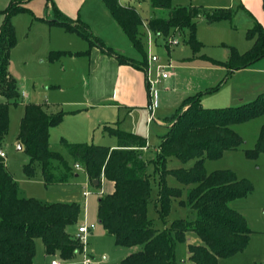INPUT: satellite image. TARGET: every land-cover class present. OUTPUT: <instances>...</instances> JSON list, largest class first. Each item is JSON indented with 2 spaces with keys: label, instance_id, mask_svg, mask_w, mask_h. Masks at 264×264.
<instances>
[{
  "label": "trees",
  "instance_id": "obj_1",
  "mask_svg": "<svg viewBox=\"0 0 264 264\" xmlns=\"http://www.w3.org/2000/svg\"><path fill=\"white\" fill-rule=\"evenodd\" d=\"M21 0L11 1L2 12L0 26V145L9 127V106L19 102V84L9 68L11 50L16 45V31L11 22L12 14L27 9ZM113 17L132 41L143 51V58H129L104 45L87 23L70 19L58 12L50 23L62 25L75 32L91 46L98 45L122 62L144 67L147 55L143 50L144 20L135 7L124 5L120 0H102ZM153 8L167 9L166 15H154L147 26L159 36L184 33V41L197 52L202 43L197 39V20L204 17L212 23L220 19L233 20L236 9L232 7L209 8L199 5H174L172 0H150ZM51 7L55 4L52 0ZM264 4V0H263ZM247 37L254 39L245 52L229 48L226 65L229 70L246 67L264 57V24L257 21L247 30ZM66 50H53L50 59L57 60ZM87 51H77L76 54ZM220 85V84H219ZM212 87L209 91L219 87ZM187 96L171 115L166 117V132L161 136L151 159L144 151L148 147L145 136L128 132L119 127L105 125L107 134L116 136L118 145L70 142L62 139L72 163L50 145V129L58 125L67 110H49L43 102H28L20 121L19 140L29 161L24 170L34 175L39 164L46 186L67 182L77 171L79 163L90 183L99 190L97 216L105 231L113 235L122 246L143 245L138 251L127 254L121 264H176V243L187 241L188 233L194 232L199 242L188 243L189 261L194 264H219L220 258H228L246 249L253 232L246 217L230 205L233 199L244 197L253 191L254 185L246 177H239L228 168L208 172L205 160L219 158L226 150L241 147L245 140L232 127L234 122L248 120L264 113V91L253 100L238 106L205 107L201 94ZM264 151V123L253 148L246 149L250 157ZM176 156L186 161L195 158L190 167H167V159ZM152 161L158 175L160 215L166 217L172 201L180 199L196 211L195 219H174L170 226L158 229L148 217L151 199V181L148 163ZM172 173L188 186L185 199L182 190L166 182ZM105 178L114 183L111 192H102ZM95 181L98 183L95 184ZM81 205L77 201L43 202L36 197H20L18 187L5 160L0 156V264H31L35 255V240L40 237L46 255L57 254L63 261H70L82 252L83 243L67 227L78 221ZM255 264H264L258 262Z\"/></svg>",
  "mask_w": 264,
  "mask_h": 264
},
{
  "label": "rangeland",
  "instance_id": "obj_2",
  "mask_svg": "<svg viewBox=\"0 0 264 264\" xmlns=\"http://www.w3.org/2000/svg\"><path fill=\"white\" fill-rule=\"evenodd\" d=\"M11 1L13 0H0V26L4 20L2 10ZM52 1L54 2V0ZM98 1L100 2V0ZM120 1L124 4L133 5L143 19H148L154 15H166L168 11L163 8H153L150 0ZM20 2L27 9L16 12L11 16V22L14 24L16 31V45L11 50L9 65L11 73L19 84L20 91L24 90L28 95L24 97L21 93L19 102L9 106V127L2 142V149L5 150L7 155L3 159L16 181L20 197L33 196L47 203L53 201H77L80 203L81 210L78 221L67 227L69 232L76 235L79 224L85 221L92 222L93 220L97 222L96 228L87 234L84 243L86 253L94 258L92 264H121L125 255L140 250L143 245H118L114 236L108 234L101 223L97 221L99 190L90 183L85 171H78L79 176H73L67 182L48 186L43 181L42 171L38 163L35 165L34 175L29 177L25 173L24 165L29 161V156L23 145L19 147L21 143L19 140V127L25 112V104L28 102H50L52 104V102H57L61 99L83 97L84 94L80 76L79 82L72 79H70L72 81H69L71 71L72 75H75L77 71L80 72L79 66L69 57L64 62L65 65H62L63 60H60L61 62L51 60L49 57L50 49L53 46L70 49V45L76 47L81 43L87 44V42L75 32L68 31V33L62 25L50 23V20H53L55 15L51 11L49 0H21ZM92 2L94 0H85L84 7H82L83 10ZM172 3L177 5H199L209 8L232 7L237 9V0L235 2L233 0H172ZM240 16L235 15L233 21L220 19L212 23H208L203 16L199 18L196 36L202 45L197 52L184 41V33H177L175 36L180 40L179 44L170 45L168 46L169 48L165 46V36H159L153 32L151 34V43H149L146 33L143 39V50L148 58L150 54L155 53L160 58L159 63L167 65L165 69L169 75L173 76L175 90L192 89L191 94L203 92L200 99L205 107L238 106L253 100L260 92L264 91V71L258 70V67H264V61H261L263 57L246 67L235 70H229L225 63L229 57V48L231 46L237 48L239 52H245L254 42V39L247 37L248 28H244V20ZM125 38L127 42H130L127 37ZM128 47H130V43ZM131 49L135 57L143 58L142 50L133 46ZM156 73V64L150 63V77L154 76L155 78ZM159 84H156L155 89L157 91L153 93V98H151L153 109L152 118H150L151 122H147L145 119L143 120L141 115H137L139 111H133L129 115L126 114V116L121 113L119 118L120 126L115 121L114 123L106 124L117 126L121 129L126 123L128 127H133L129 124L135 123L134 127L136 128L131 130V132L141 134L147 138L151 145V149L146 152V157L149 159L153 157L155 148L161 142V136L166 132L164 126L165 124L167 125V122L164 120L166 119L164 115H171L181 105L180 102L169 108L166 98H160L162 86ZM218 85L217 89L209 91V89ZM158 91H160L159 98ZM256 91L259 92L252 96ZM0 99H3V97H0ZM154 101L155 106H153ZM63 107L67 109L70 106L63 105ZM263 123L264 113L248 120L234 122L232 127L244 138L245 143L237 149L226 150L229 152L225 153V151V154L223 153L219 158L206 159V170L210 172L222 168L232 169L239 177H246L252 181L255 193L264 195V151L257 157H250L246 153V149L255 146ZM56 127L53 126L50 129L51 148L59 151L71 164L73 162L72 158L65 146L60 142L59 129H56ZM104 127L105 125H97L88 135V140L84 142L104 145L116 143V136L107 134ZM195 160V158H192L183 161L176 156H171L167 159V167L170 169L177 167L187 168L192 166ZM154 168L153 162L150 161L148 163V174L152 191L148 204V217L152 220L154 226L158 229H164L170 226L171 222L177 218L195 219L196 211L191 209L188 204H181L179 198L172 201L170 212L166 217L160 215V205L157 202L159 196L158 175L155 173ZM107 181L105 178L102 180V189H100L103 193H106L104 188L108 183ZM166 182L168 185L181 188V198H186L188 186L180 182L172 173L167 175ZM84 189L90 190L87 199L85 198L86 203L83 200ZM190 242H199V238L194 232L188 233L187 241H177L175 251L176 264H194L188 259V243ZM35 246L36 251L31 264H51L53 258L61 260L57 254H45L44 244L40 237L36 238ZM252 254V248H250L243 255H237L233 259H222L221 264H234V261L237 264H241L240 260H243L244 263ZM83 255V252L78 253L70 261H64V264H82Z\"/></svg>",
  "mask_w": 264,
  "mask_h": 264
},
{
  "label": "crops",
  "instance_id": "obj_3",
  "mask_svg": "<svg viewBox=\"0 0 264 264\" xmlns=\"http://www.w3.org/2000/svg\"><path fill=\"white\" fill-rule=\"evenodd\" d=\"M235 1L236 0H233V2ZM84 3L85 0H54L55 7H51V2H49V5L52 8L51 11L54 15H58V12H61L63 15L69 17L70 19L75 20L78 18L87 23L88 26L93 30V33L102 40L104 45L109 46L111 49L129 58L141 60L133 55L134 53L132 52L131 47H134V45L132 44V41L124 32L116 19L113 17L106 5L102 2V0H100V2L98 0H94V2L86 6L85 10H83L82 8L84 7ZM235 15H241L240 18L244 20V28H252L257 21L264 24L263 0H237V9ZM235 15L233 19L235 18ZM148 19H143L144 29L147 26ZM125 37H127L130 42H127ZM86 42L87 44L81 43L76 47H72L73 45H70V49L61 48L59 46H53L50 49L51 51H69L68 53L63 54L55 62L63 60L62 65H65L64 62L66 61L67 57L75 61L76 65L79 66L80 72L77 71L75 75H72L73 73L71 71V73L69 74V81L77 80V82H79L80 76V82L84 90L83 97L79 96L78 98L73 99H61L60 101L52 102V104L50 102L47 103L49 110L51 111H57L59 109L68 111L64 116V119L58 125H56L57 127L55 126L56 129H59L60 139L70 140V142L87 141L88 135L92 132V130H94L97 125H106L107 123L111 124L115 121V123L119 124L120 126L119 118L121 116V113H124V115L126 116V114L129 115L133 111H139L137 115H141L143 120L145 119L147 122H151L152 120H150V118H152L153 114L151 98H153V94H151L149 91L148 57L145 66L139 67L129 62H122L117 56L109 54L100 46H91L87 40ZM129 43L130 47H128ZM167 48L169 47L167 46ZM87 50L88 52L86 53H75L77 51ZM261 61H264V57ZM258 68V70L264 71V67L260 66ZM152 78H154V76ZM155 78H158L156 84L160 83L159 85L162 86H160L162 88V94L160 98H166L165 100L169 108H171L174 104H178L180 102L182 103V101L187 96L195 94H191L192 89L181 91L175 90L173 76L171 75L163 79L156 74ZM259 91L254 92L252 96L257 94V92ZM21 93L24 97L28 95V93L24 90H21ZM159 93L160 91H158V98ZM159 104H161V102H159ZM63 105H68L70 107L65 109ZM153 106H155V101ZM169 115L170 114H165L164 116L167 117ZM164 120L166 122V119ZM134 124H129L133 127H128L126 123L121 129L124 128L123 130L131 132V130H135L136 128L134 127ZM166 126L167 125L165 124L164 127L166 128ZM108 145L112 148L117 147L118 141H116V143ZM2 146L3 145L1 144L0 147L3 148ZM150 149L151 145L148 142V147L144 149L145 153ZM156 149L157 148H155V150ZM228 152L229 151H226L225 153ZM74 169L77 171V173L74 175L75 177L79 176L78 171H84L82 168H76L75 165ZM107 182L108 183L104 188L105 191H113L114 183L110 180H108ZM83 200L84 203H86L84 196ZM230 205L240 211L246 217L247 222L253 232L250 236L248 246L245 250L238 252L228 258H220L219 264L222 263V259H233L234 257H237V255H243L250 248H252V256H249L248 260H246V262L244 263L243 260H240V263H264V195L262 193L257 194L253 191L244 197L233 199L230 202ZM97 221L100 223L98 216ZM92 222L96 223L97 225L96 221L93 220ZM90 256L93 258L92 255ZM234 264H237V262L234 261Z\"/></svg>",
  "mask_w": 264,
  "mask_h": 264
},
{
  "label": "built area",
  "instance_id": "obj_4",
  "mask_svg": "<svg viewBox=\"0 0 264 264\" xmlns=\"http://www.w3.org/2000/svg\"><path fill=\"white\" fill-rule=\"evenodd\" d=\"M145 29H146V33H147V40H148L149 43H151V40H152L151 34L153 33V31L148 26H146ZM178 43H179V39L175 35H171L170 34V35L165 37V46H170V45L178 44ZM159 62H160V58H159V56L157 54L152 53V54L149 55V58H148V63H149V67H148V83H149V91H150L151 94L155 93V91H156L155 86H156V83L158 81V78L150 77V63H152V64L155 63L156 64V72H157L156 74H157V76H159L161 78H165V77H168V75H169L168 71H166V69H165V67L167 65L165 66V65H163V64H161ZM5 155L6 154H5L4 150L0 147V156L4 157ZM75 167L76 168H82V166L79 163H76ZM89 191L90 190H87V189L83 190V195H84V197L86 199H87L88 195L90 194ZM95 226H96V223L87 222V221L79 224V226H78V230H77L76 236L83 243V249H82V252L84 253L83 260H82L83 264H92L93 263V258L88 253H86L84 243H85L87 234L90 232V230L95 228ZM52 264H64V261L63 260H58V259H52Z\"/></svg>",
  "mask_w": 264,
  "mask_h": 264
},
{
  "label": "water",
  "instance_id": "obj_5",
  "mask_svg": "<svg viewBox=\"0 0 264 264\" xmlns=\"http://www.w3.org/2000/svg\"><path fill=\"white\" fill-rule=\"evenodd\" d=\"M21 146H22V143H20V144H19V147H21ZM97 183H98V182H97V181H95V184H97Z\"/></svg>",
  "mask_w": 264,
  "mask_h": 264
}]
</instances>
